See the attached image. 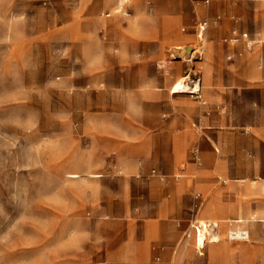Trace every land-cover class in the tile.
Wrapping results in <instances>:
<instances>
[{
	"label": "rangeland",
	"instance_id": "rangeland-1",
	"mask_svg": "<svg viewBox=\"0 0 264 264\" xmlns=\"http://www.w3.org/2000/svg\"><path fill=\"white\" fill-rule=\"evenodd\" d=\"M235 29L251 50L224 41ZM208 45L230 85L255 54L264 96V0H0V264H264V223L208 217L201 187L239 184L244 126L232 120L253 96L230 87L231 103L204 112L230 118L213 134L176 121V95L205 102L191 90ZM185 77L191 92L174 93ZM207 151L227 175L188 171L212 166ZM202 221L221 235L199 249Z\"/></svg>",
	"mask_w": 264,
	"mask_h": 264
},
{
	"label": "crops",
	"instance_id": "crops-1",
	"mask_svg": "<svg viewBox=\"0 0 264 264\" xmlns=\"http://www.w3.org/2000/svg\"><path fill=\"white\" fill-rule=\"evenodd\" d=\"M240 4L242 6V3ZM241 6L227 4L223 9L226 12H231L238 9L242 10ZM231 55L236 54L232 53ZM219 57L220 56L215 53L212 46L208 45L206 47V56L203 60V67L201 68L202 80H200V84H195L191 90L196 91V86L202 85L205 102L203 104H197V101L184 100L182 96L176 95L173 97L175 99V107L179 109L176 115V121L181 125L182 132L186 136L189 135L191 137L196 135L191 125L198 121L202 126L206 127L205 133L207 135L208 133L213 134V131H211L213 130L212 127L226 125L228 121H230V118L222 115L219 111L214 113V115L210 114V116H205L204 112L208 109H220L222 102H224L226 106L231 103V101L227 102V100H229L230 87H235L243 96H253L252 99H246L245 97L240 103L241 108L245 111L247 110L251 115H249V117L232 120V122L244 126L243 132L239 135V139L241 140L239 151L243 156L241 157V163L245 165V169L243 171H238V178L240 179L239 184H235L232 188L222 184H213L214 186L211 187L201 184V187L206 197L205 210H207L206 215L208 217L225 219L229 217L232 212L236 214V216H234L236 219L229 221L231 225L236 224V226H238L246 220H256L264 223V169L261 152V149H264V116L261 113L262 110L260 114L256 112L257 107L259 109L264 108L263 90L258 81L262 76L261 69L263 68V64L260 61L257 62L258 57L255 54L249 55L245 60L239 61L237 70L235 71L237 77L236 83L230 85V81L224 79V71L214 66L213 62L216 61V58L219 59ZM213 77L215 80L212 79ZM183 91V93L191 92H187V90ZM199 92L200 90L197 94H195V92L191 93L194 94L192 97L201 98ZM234 92L236 93L237 91ZM193 110L196 111L194 112ZM218 132L221 136L226 134V131L223 130ZM194 153L197 154L198 152L196 151ZM205 153V159L212 162V166L208 170L205 169V171L201 170L199 172L197 168L191 165L188 171L205 173L213 177L227 175L228 171L225 167H227L228 161L223 157L217 156L213 151H207ZM249 153H252V158L246 156V154ZM179 157H181V155L178 153L175 162H177ZM198 159L199 162H201L199 155ZM196 187H198V185H196ZM230 191L235 193V198L231 200V204H229V202H227L229 200L226 199V195L229 194ZM229 205L235 206L234 212L229 208ZM245 232H247L248 237L243 240L249 239L248 231Z\"/></svg>",
	"mask_w": 264,
	"mask_h": 264
},
{
	"label": "bare ground",
	"instance_id": "bare-ground-1",
	"mask_svg": "<svg viewBox=\"0 0 264 264\" xmlns=\"http://www.w3.org/2000/svg\"><path fill=\"white\" fill-rule=\"evenodd\" d=\"M202 38L203 37L201 36L200 39L202 40ZM202 48L204 49V46H202ZM180 49H182V47L179 46V45H176V47L173 49V51L176 52L177 50H180ZM186 78L187 77L182 78L181 80H179L178 82H176L174 84V86L172 87L174 93H183L184 89H188V87L186 85L187 82L185 83ZM199 90H200L199 85H197L196 86V91L198 92ZM196 91H192V92H196ZM69 176L71 178H77V177H79V174H77V173H69ZM94 176H97V175H94ZM199 225H200V227H198V228L200 229V234L198 235V239H196V240H198L197 245H198L199 249L200 248L201 249L205 248V246H206L205 238L209 239L210 242H219L220 241L221 233L220 232L212 233L210 231V229H209L210 227H211V229H214V228L218 227V224L216 222L215 223H210V222H203L202 221ZM236 232L238 234L237 236H240V234H239L240 232H238V231H236ZM230 234L232 235L233 231H231ZM190 236H191V234H190Z\"/></svg>",
	"mask_w": 264,
	"mask_h": 264
},
{
	"label": "built area",
	"instance_id": "built-area-1",
	"mask_svg": "<svg viewBox=\"0 0 264 264\" xmlns=\"http://www.w3.org/2000/svg\"><path fill=\"white\" fill-rule=\"evenodd\" d=\"M203 2L205 4H209L210 0H203ZM208 27V23L206 21H203L202 23L199 24V34L202 35L204 34V32L206 31V28ZM225 42H230V43H233V44H236L238 42H241L244 44L245 48L247 50H251L252 48V42L250 41L249 37H248V34L246 32H237V30H233L232 31V36L229 40H224ZM228 59L231 60L233 59V55H229L228 56ZM198 92L196 91L195 94H197ZM240 236L238 237L237 235V232L236 231H233V234L232 236L234 238H240V239H246L248 237V234L247 232L245 231H240Z\"/></svg>",
	"mask_w": 264,
	"mask_h": 264
}]
</instances>
